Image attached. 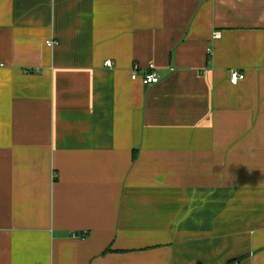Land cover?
Masks as SVG:
<instances>
[{"label":"crops","instance_id":"obj_1","mask_svg":"<svg viewBox=\"0 0 264 264\" xmlns=\"http://www.w3.org/2000/svg\"><path fill=\"white\" fill-rule=\"evenodd\" d=\"M232 263L264 264V0H0V264Z\"/></svg>","mask_w":264,"mask_h":264},{"label":"built area","instance_id":"obj_2","mask_svg":"<svg viewBox=\"0 0 264 264\" xmlns=\"http://www.w3.org/2000/svg\"><path fill=\"white\" fill-rule=\"evenodd\" d=\"M222 33L221 31L217 30L213 33V38L214 39H219L221 38ZM58 42L55 40H48L47 45L50 47H54L57 45ZM105 65L107 67H113L114 62L112 60H107L105 62ZM132 78L134 80H141L145 85H152L156 84L160 81V76L157 74L155 71V65L151 64L148 69L146 70H141L138 64H135L132 68ZM245 78V74L240 73L238 71L231 72V81L233 83H237L239 80H242Z\"/></svg>","mask_w":264,"mask_h":264},{"label":"trees","instance_id":"obj_3","mask_svg":"<svg viewBox=\"0 0 264 264\" xmlns=\"http://www.w3.org/2000/svg\"><path fill=\"white\" fill-rule=\"evenodd\" d=\"M233 264V263H232Z\"/></svg>","mask_w":264,"mask_h":264}]
</instances>
